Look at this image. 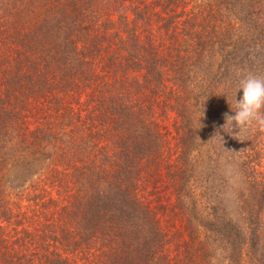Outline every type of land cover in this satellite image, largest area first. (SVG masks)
Instances as JSON below:
<instances>
[{"label":"trees","instance_id":"trees-1","mask_svg":"<svg viewBox=\"0 0 264 264\" xmlns=\"http://www.w3.org/2000/svg\"><path fill=\"white\" fill-rule=\"evenodd\" d=\"M246 73L264 0H0V264H264Z\"/></svg>","mask_w":264,"mask_h":264},{"label":"clouds","instance_id":"clouds-1","mask_svg":"<svg viewBox=\"0 0 264 264\" xmlns=\"http://www.w3.org/2000/svg\"><path fill=\"white\" fill-rule=\"evenodd\" d=\"M238 92H242L239 99ZM228 103L233 114H224L221 131L235 137L249 129L264 131V76L254 73L239 75L233 99ZM216 135L224 141L220 131Z\"/></svg>","mask_w":264,"mask_h":264},{"label":"rangeland","instance_id":"rangeland-1","mask_svg":"<svg viewBox=\"0 0 264 264\" xmlns=\"http://www.w3.org/2000/svg\"><path fill=\"white\" fill-rule=\"evenodd\" d=\"M241 225V224H240Z\"/></svg>","mask_w":264,"mask_h":264}]
</instances>
